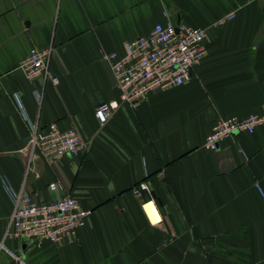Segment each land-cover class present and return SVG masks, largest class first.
Listing matches in <instances>:
<instances>
[{
    "label": "crops",
    "instance_id": "crops-1",
    "mask_svg": "<svg viewBox=\"0 0 264 264\" xmlns=\"http://www.w3.org/2000/svg\"><path fill=\"white\" fill-rule=\"evenodd\" d=\"M167 22L208 33L192 79L102 123L98 106L120 99L103 54L123 57ZM33 47L51 51L58 84L26 77ZM263 106L264 0H0V264H264V124L204 147L217 119ZM29 121L76 127L88 148L31 162ZM141 181L150 193L133 192ZM5 183L39 200L71 194L91 221L72 241L8 237Z\"/></svg>",
    "mask_w": 264,
    "mask_h": 264
},
{
    "label": "built area",
    "instance_id": "built-area-1",
    "mask_svg": "<svg viewBox=\"0 0 264 264\" xmlns=\"http://www.w3.org/2000/svg\"><path fill=\"white\" fill-rule=\"evenodd\" d=\"M207 40L208 33L204 28L173 22L157 23L147 36L127 41L123 57L104 53L103 59L111 63L117 79L120 99L98 106L97 110L105 116L102 123L121 103L135 109L152 92L189 82L194 67L207 54ZM50 56L49 49L33 47L21 61L20 68L29 80L43 76L56 85L59 79L48 68ZM37 97L40 100L41 95L38 93ZM263 124L264 106L261 112H251L243 117H220L208 133L204 147L216 150L223 139L241 132L254 133ZM28 125L31 162L35 156H40L52 164L63 157L78 155L88 148L87 140L76 127L62 129L53 122L42 130L30 121ZM5 187L14 206L8 237L38 244L44 241H72L78 230L91 221L93 211L84 208L71 194H59L45 201L35 198L25 189L14 191L7 183ZM49 187L51 190L63 188L58 181L50 183ZM133 192L137 195L150 193L151 188L147 181H141L133 188ZM150 201L154 202L153 199H145L142 209L151 222L145 211V205ZM17 258L22 261L21 256Z\"/></svg>",
    "mask_w": 264,
    "mask_h": 264
},
{
    "label": "bare ground",
    "instance_id": "bare-ground-1",
    "mask_svg": "<svg viewBox=\"0 0 264 264\" xmlns=\"http://www.w3.org/2000/svg\"><path fill=\"white\" fill-rule=\"evenodd\" d=\"M152 204V203H151ZM145 211H146V213H147V210H146V208H145ZM149 215V214H148ZM150 217V216H149ZM159 222H161V219H159V220H156V222H155V224H158ZM151 223H152V221H151ZM152 224H154V223H152Z\"/></svg>",
    "mask_w": 264,
    "mask_h": 264
},
{
    "label": "snow or ice",
    "instance_id": "snow-or-ice-1",
    "mask_svg": "<svg viewBox=\"0 0 264 264\" xmlns=\"http://www.w3.org/2000/svg\"><path fill=\"white\" fill-rule=\"evenodd\" d=\"M156 220H159V216H156Z\"/></svg>",
    "mask_w": 264,
    "mask_h": 264
}]
</instances>
